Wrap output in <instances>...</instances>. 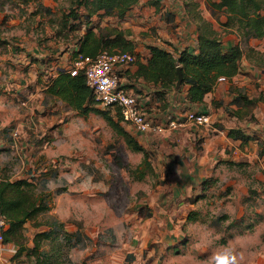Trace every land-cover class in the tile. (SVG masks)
I'll return each mask as SVG.
<instances>
[{
    "label": "rangeland",
    "instance_id": "1",
    "mask_svg": "<svg viewBox=\"0 0 264 264\" xmlns=\"http://www.w3.org/2000/svg\"><path fill=\"white\" fill-rule=\"evenodd\" d=\"M70 3L0 0V181L35 183V195L50 200V211L38 223L66 224L77 235L69 242L57 229L62 254L56 264H264V173L259 162L225 165L212 176L202 199L183 204L172 196L179 176L164 163L174 146H167L171 152L164 158L160 144L150 153L151 172L144 154L131 151L102 116L44 121L33 107L36 98L27 102L15 95V85L33 76L27 68L16 71L20 66H12L16 57L11 51L45 53L42 63L35 58L36 81L43 82L51 72L48 57L65 53L71 39L61 31ZM145 24L142 19V26L135 27L145 30ZM256 48L264 54V40ZM252 62L244 61L243 69ZM110 113L117 115L116 110ZM122 125L131 134L130 125ZM33 224L25 229L32 246L34 236L47 230ZM52 247L48 241L42 250Z\"/></svg>",
    "mask_w": 264,
    "mask_h": 264
},
{
    "label": "crops",
    "instance_id": "2",
    "mask_svg": "<svg viewBox=\"0 0 264 264\" xmlns=\"http://www.w3.org/2000/svg\"><path fill=\"white\" fill-rule=\"evenodd\" d=\"M152 1L140 0L139 4L123 20L103 17L101 12L92 19L91 27L97 29L109 26L130 32L129 40L136 46L134 54L137 56V61L134 65L122 71V83L131 94L140 99V102L143 103L145 117L151 124L161 127L162 132L141 134L133 126H128V129L148 153H152L160 144L159 151H163L162 158H164L165 153L171 152H168L167 146H174V151L166 155L167 159L164 163L179 176L174 184L172 196L180 199L184 204L186 199L194 200L203 197L212 176L225 165L241 167L243 163L254 164V162H259L264 173V157L259 155V141H264V68L251 65L250 69L248 66L243 69V62L240 73L232 80L218 83L214 90L205 96L204 102L201 104L192 103L189 100L190 86L186 84L181 85L179 89L176 86L174 91L166 93L162 98L160 86H155L137 78V63H148L151 57V47L164 49L175 58H179L184 51L196 54L199 49L198 32L197 23L192 22L186 14L188 11L186 7L187 0H157L159 1L158 7L152 5ZM189 1L197 4L203 18L213 23L214 29L220 32L224 47L242 45V39L237 33L227 34L226 31L228 30L221 27L212 18L206 7V0H203L204 4H201V1L198 0ZM202 11H208L209 14L207 13L204 16ZM69 13L70 10L68 9L64 12V15ZM80 13H84V10L80 9ZM142 19H146L147 24L144 26L145 30L138 31L135 26L138 24L142 26ZM70 24L77 25V22ZM80 27V30L71 34V39L67 40L65 53L50 55V59L48 57L47 60L51 62L52 67L50 75L46 76L43 82H41L42 79L36 81L35 71L38 67L35 64V58H41L40 63H42V58L46 60L47 57L45 53L42 55L35 48L32 53L27 52V56L16 52L18 50L11 51L13 57H16L12 58L14 60L12 66H15V62L20 66L15 67L16 71L27 68L25 71H29L31 73L29 76H33V80L23 79L15 85V95H23V98L26 97V100L23 99V101L27 102L36 98L33 107L40 113L39 118L44 121L49 117L52 122L61 123L72 120L73 116L82 117L74 106L46 93L51 81L58 78L62 73L68 72L69 65L73 60V56H75V50H77V38L85 33V25L82 24ZM74 36L77 37L75 40ZM263 40L252 39L249 47L256 48L257 44ZM255 50L259 49L256 48ZM42 68L43 65L39 66V70H43ZM240 93L250 99L261 98L262 101L250 113L245 115L236 104ZM48 104L52 105L51 109L47 108ZM67 106L70 111L66 109ZM57 107L64 108L66 113L62 114ZM190 112L209 115L212 120V127L188 125L186 116ZM233 112L239 113L241 118L232 116L231 113ZM34 116H37V114L35 113ZM24 120L22 119V121ZM172 122L176 123L178 127L171 128L170 123ZM237 130L245 137L246 141L234 140L230 137L232 131ZM152 139H156V141ZM142 142L145 144H142ZM154 143H156V146H153ZM63 192L62 195H67V191ZM64 228L66 237L74 236V234H70L66 224ZM29 247H32V245L30 244ZM78 247L73 246L72 250ZM69 251L70 248H68ZM16 252L17 248L14 245H6V251L1 254L0 264H15L13 257ZM47 253L52 256L51 248L48 249Z\"/></svg>",
    "mask_w": 264,
    "mask_h": 264
},
{
    "label": "trees",
    "instance_id": "3",
    "mask_svg": "<svg viewBox=\"0 0 264 264\" xmlns=\"http://www.w3.org/2000/svg\"><path fill=\"white\" fill-rule=\"evenodd\" d=\"M140 0H71L70 13L63 15L61 31L69 35L80 30V25H85V33L77 38V50L73 59L82 55L83 57L95 58L100 52L110 53H135V44L129 40L130 32L119 28L91 27L92 19L103 13V17L123 20L127 14L139 4ZM159 1L153 0L152 5L158 7ZM188 11L186 14L190 20L197 23L198 52L196 54L184 51L179 58L158 47H151V57L147 64L137 63V78L145 82L160 86L161 96L176 89L179 80L178 70L183 75L182 84L190 86L188 92L192 103H203L207 94L211 93L220 78L227 81L236 77L244 61L252 62L255 67L264 68V54L249 47L244 51L242 45L224 47L219 31L214 29L213 23L205 20L199 11V6L189 0L186 1ZM206 7L211 16L221 27L226 28L227 34L237 33L242 44L248 45L252 39H264V0H206ZM80 9L84 13H80ZM226 18V23L220 21ZM77 22V25L70 23ZM135 55V54H134ZM136 56V55H135ZM137 57V56H136ZM47 95L55 96L63 102L74 106L78 114L88 117L91 114L100 115L107 121L116 134L122 137L127 147L135 153L144 154V165L152 172L149 161L151 154L148 153L139 142L123 127V119L119 110L116 117L111 111H104L96 105L93 92L88 88L83 73L72 77L70 73H62L58 78L51 81L46 90ZM261 98L250 99L244 94H239L236 104L244 114L250 113ZM113 111V110H112ZM232 116L241 115L237 112ZM230 137L234 140H244L240 131H232ZM248 140V139H247ZM259 155L264 157V141H259ZM142 175L140 178H143ZM35 185L28 181H0V211L5 218L6 228L4 230V244L14 245L17 252L13 257L15 264H56L62 254L59 243V235L55 236L57 229L66 233L63 224L38 223L41 214L50 211L49 195L36 196ZM48 198V200H47ZM202 199L198 197L192 200V204ZM224 217L223 219H226ZM34 223L33 226L41 228L45 226L47 231L37 233L32 240V247L25 236V226ZM65 232V233H64ZM77 235L66 237L68 241L74 242ZM53 245L52 256L42 250L46 242ZM77 246V244L75 245ZM23 258L26 260L23 261Z\"/></svg>",
    "mask_w": 264,
    "mask_h": 264
},
{
    "label": "built area",
    "instance_id": "4",
    "mask_svg": "<svg viewBox=\"0 0 264 264\" xmlns=\"http://www.w3.org/2000/svg\"><path fill=\"white\" fill-rule=\"evenodd\" d=\"M137 57L131 53L100 52L95 58H74L68 69L72 77L83 73L88 88L93 92L96 105L104 111L119 110L123 122L133 126L141 134L161 133V127L151 124L143 112V103L131 94L122 83V71L136 63ZM227 82L220 78L218 83ZM186 123L191 126L212 127L211 117L203 113L190 112ZM171 128H177L176 123H170ZM5 218L0 211V254L6 251L4 244Z\"/></svg>",
    "mask_w": 264,
    "mask_h": 264
},
{
    "label": "water",
    "instance_id": "5",
    "mask_svg": "<svg viewBox=\"0 0 264 264\" xmlns=\"http://www.w3.org/2000/svg\"><path fill=\"white\" fill-rule=\"evenodd\" d=\"M178 77H179V80H178L177 85H176L177 86V89L180 88V86L182 84V81H183V75H182V72H181L180 69L178 70Z\"/></svg>",
    "mask_w": 264,
    "mask_h": 264
}]
</instances>
